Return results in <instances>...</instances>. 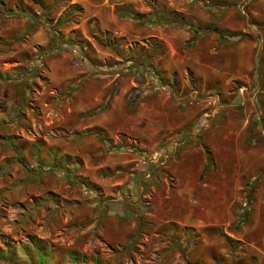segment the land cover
Returning a JSON list of instances; mask_svg holds the SVG:
<instances>
[{"label":"rangeland","instance_id":"obj_1","mask_svg":"<svg viewBox=\"0 0 264 264\" xmlns=\"http://www.w3.org/2000/svg\"><path fill=\"white\" fill-rule=\"evenodd\" d=\"M42 1L0 6V264H98L95 256L103 264H264V7H254L260 17L248 21L236 20L248 5L236 7L229 21L238 27L233 35L256 44L244 55L257 64L241 68L240 77L226 75L210 93L216 122L200 130L195 150L162 148L150 166V150L118 134L142 157L136 171L135 161L122 164L133 159L129 148L103 147L94 136L104 135L83 127L97 108L109 107L123 77L136 82L129 91L135 111L147 88L183 93L178 71L169 74L160 61L155 67L165 44L125 5L132 20L121 21L119 34L111 21L88 19L79 3ZM90 81L108 99L87 109ZM55 147L62 153L50 164ZM134 172L130 187L111 185ZM103 176L111 177L113 195L83 184ZM121 201L123 214H108Z\"/></svg>","mask_w":264,"mask_h":264},{"label":"crops","instance_id":"obj_2","mask_svg":"<svg viewBox=\"0 0 264 264\" xmlns=\"http://www.w3.org/2000/svg\"><path fill=\"white\" fill-rule=\"evenodd\" d=\"M71 1L84 7L88 19L101 22L111 21L113 26L119 30V34L124 33L121 29L122 20L128 18L132 20V13L138 14V16L143 15L150 22L147 27L153 32L151 36L158 37L166 46V54L161 55L159 60L155 61V67L160 61V68L166 69L169 74L175 70L178 71V80L176 81L180 82L179 86L181 85V92L183 91L184 94L172 95L169 85L161 86L165 92L162 90L157 94L147 88L142 94L145 99L139 103L135 111L131 106L129 91L136 85V82L132 77H123L114 98L110 99L109 107L103 110L97 108V114L89 116L90 122L83 127L89 132L99 131L97 133L104 135L103 139L93 135L100 145H104L103 147H108L113 143L112 146L115 149L129 148L127 150L131 151L133 147L124 144L118 136V134L126 135L129 141L132 140L138 147H143L145 152L150 150L151 158H148L150 166L155 161L153 158L155 153H160V155L163 153L162 148L170 149L173 146L174 150L182 148L181 154L185 150H195L194 144L196 145L202 134L200 130L211 128L213 122H216L218 110L215 99L217 95L213 97L210 93L214 94V91H217L215 89L217 84H221V79L226 75H229L230 79L240 77L241 68L251 70L256 67L257 61L250 59L248 61L244 55L245 49L252 55L253 47L256 44L239 38L241 35H233L232 32L238 30V27L233 26L229 21L235 14L236 7L243 5H248L247 16H236V20L248 21L252 19V15L260 17L258 10L256 11L254 7H264V0ZM4 3H6L5 0H0V6ZM123 5L129 7L132 13L123 11ZM1 8L0 11L4 10L3 7ZM189 40H191L190 46L184 48V44ZM261 52L260 49V54ZM165 56L166 58H164ZM260 66L261 69H264L263 59ZM260 81L264 85L263 70ZM151 83L155 85L153 81ZM83 92L89 97L87 100L89 102L86 103L87 109L93 106L99 107L104 103V100L108 99L105 96L104 88L101 90L93 88L91 81L86 83ZM141 106H144L143 110H141ZM205 108L208 110H204ZM81 109L83 111L84 108ZM202 110L204 112L200 114ZM177 116H179L178 121L175 119ZM202 117H207L205 120H208V123L203 127L197 123ZM113 122L116 123L113 126L115 129H112L110 125ZM213 129L217 131L221 129V126L215 124ZM113 138L115 139L113 140ZM117 138L120 139L119 142ZM115 145L117 146L115 147ZM191 146L192 148H190ZM131 154L133 159L122 160V164L135 161L134 168L139 171L142 157H140V153L132 152ZM200 172L201 169L198 168L197 173L191 175V180L197 181ZM150 175V171L147 172L148 178ZM136 178L137 175L134 172L127 177L128 180L117 179L111 185L130 187ZM88 179L96 184L100 188V192L105 193L104 195H113L111 192L113 190H108L110 185L108 180L111 177L109 179L104 176L99 179L89 177ZM127 181H130L129 184L126 183ZM187 181H190V178ZM122 188L124 189V187ZM195 189H199V185L195 186L193 183L191 190L195 191ZM117 198H122L121 190L117 192ZM107 208L108 214L112 213L111 208H122L118 212L122 215L126 204L121 201L114 205L109 204ZM100 259H96L95 256L90 258V261L96 260L98 264L106 263L105 258L102 259L103 261Z\"/></svg>","mask_w":264,"mask_h":264},{"label":"trees","instance_id":"obj_3","mask_svg":"<svg viewBox=\"0 0 264 264\" xmlns=\"http://www.w3.org/2000/svg\"><path fill=\"white\" fill-rule=\"evenodd\" d=\"M32 1H34L35 3H37L38 5H42V3H43V1L41 0H32ZM55 1V0H54ZM55 3H56V1H55ZM77 6L76 4H72V6ZM24 13V12H23ZM100 139H102V138H100ZM39 149V148H38ZM50 154H51V157H52V159L53 160H51V163L50 164H53V161L55 162V160H56V157L57 156H59V158H60V154L62 153L58 148H53L52 150H50V152H49ZM41 161V160H40ZM37 162L38 163H40L39 162V159L37 158ZM46 164H49L48 162H46ZM2 169V167L0 166V170ZM91 183V184H90ZM84 185H86L87 187H88V185L90 184L91 186L89 187V188H91V190H94V191H96L97 189H99V187L96 185V184H94V183H92V182H86V184L85 183H83ZM37 241L38 242H36L35 244H38V246H39V244H41V246H43L44 248H45V246H44V242L41 240V239H39V238H37ZM42 242H43V244H42ZM69 258H71V261L72 262H74V263H76L77 262V260H78V254H74V253H72L70 256H69ZM10 260H13L12 258H9Z\"/></svg>","mask_w":264,"mask_h":264}]
</instances>
